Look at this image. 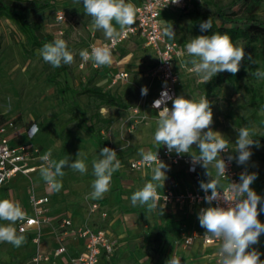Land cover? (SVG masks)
<instances>
[{"label":"rangeland","instance_id":"rangeland-1","mask_svg":"<svg viewBox=\"0 0 264 264\" xmlns=\"http://www.w3.org/2000/svg\"><path fill=\"white\" fill-rule=\"evenodd\" d=\"M50 1L53 7L38 16L43 31L51 34L54 40L64 39L68 50L74 55L73 63L67 65L68 72L61 75L58 80L62 83L66 81L73 89L80 91L83 86L89 84L94 75L91 85L99 86L112 95L119 96L124 106L123 108L104 107L99 110V101L90 99L87 95L77 97H73L70 93L66 96L60 95L59 87L47 81L49 71L38 51L33 56H27L23 50L25 41L16 27L7 20L1 22L0 123L12 122L16 129L29 127L33 123L40 124L43 129L40 149L44 152L51 150V158L54 160L58 161L68 156L74 161L79 151L84 154L81 158L86 157L85 162L88 166L86 173L81 174L70 168L64 169L65 175L61 178L63 187L58 194L67 196L71 192L77 193L80 190L79 187L85 183L83 178L94 177L92 161L99 159V152L103 147L116 150L117 158L121 161V170L126 169L128 159L139 155L141 150L154 151L164 146L154 142L158 114L149 106L161 84L152 77L150 69L154 62L140 44L127 45L120 50L119 58L123 63L119 67L107 65L94 68L92 62L82 61L79 56L81 50L90 51L89 46L94 40H107L103 31L94 29L92 18L84 12L82 0L80 4L75 0ZM228 1L197 0L196 3L201 12L210 13L217 4ZM258 14L264 20V3ZM59 15L64 16V21H58ZM167 23L175 29V40L179 42L186 43L192 37H196V31L186 13L178 14L173 24ZM113 24L118 28L115 21ZM188 67L193 68V65L190 64ZM122 70H125L127 77L118 79L116 73ZM185 76L179 95L197 101L201 96L206 95L213 112L211 128L230 141V148H235L236 129L242 126H249L254 129L256 135L264 136V107L261 110L252 107L250 95L244 89L240 90L236 85L225 83L208 92L195 72L187 73ZM262 82L264 79L257 78L255 84L258 86ZM241 84L248 85L247 79L242 80ZM142 87H147V95H141ZM259 95L264 97L263 85H260ZM102 119L109 120V123H103ZM260 144L259 149H252L253 155L249 163L241 167L242 171L247 167L249 172L257 173L258 178L254 181V188L258 195L264 197V149L262 143ZM230 154L237 155L231 149ZM91 182L85 184L87 207L88 201L91 200ZM112 182L108 194L113 191ZM26 183L28 185L24 188L16 184L1 189L0 200L23 201L26 191L28 194L31 188L40 189L46 184L40 174L29 177ZM53 194L56 195L57 192L54 191ZM145 216L147 218L144 220L143 234L146 236L144 246L146 254L152 264H165V247L168 241L162 236V219L155 217L154 214ZM258 219L264 223V213H261ZM8 223L0 220V225ZM251 247L262 253L260 259L264 260V234H261L259 243ZM31 252L26 254L24 244L17 248L6 242L0 243V264H31ZM123 255L121 253L113 264H119V261L124 259ZM124 260L122 264H136L135 259ZM183 262L184 264H217L211 257L202 253L191 260L184 259Z\"/></svg>","mask_w":264,"mask_h":264},{"label":"clouds","instance_id":"clouds-1","mask_svg":"<svg viewBox=\"0 0 264 264\" xmlns=\"http://www.w3.org/2000/svg\"><path fill=\"white\" fill-rule=\"evenodd\" d=\"M75 2L80 4L81 0ZM179 2L180 0H169L172 4ZM82 3L84 12L92 18L94 29L102 30L107 40L115 42L124 32L131 30L136 22L135 7L126 0H82ZM113 21L118 28L114 26ZM212 27L210 17L201 22L200 31L206 32ZM162 34L169 40L176 38L171 24L163 26ZM184 46L188 57L191 58L189 62L193 65L191 71L196 73L203 84L219 73L228 72L235 75L245 59L244 46L234 44L228 34L219 32L192 37ZM37 51L43 61L53 68L70 65L74 61V55L68 50L64 39L57 38L46 42ZM79 56L82 61H91L94 66H107L112 63V50L107 45L92 46L90 52L83 49ZM248 59L255 62L251 55ZM253 75L264 79V71L259 69ZM147 92V87H142L141 95H147ZM169 101L171 108L168 107ZM152 107L159 110L153 137L155 144L166 146L169 153L189 155L192 165L190 171L194 172L196 166H200L210 178L207 182H199L200 189L205 193L202 199L209 206L199 210L198 220L200 226L205 229L206 238L220 241L218 264H264V260L260 259L262 253L251 247L258 244L261 234H264V223L258 219L259 215L264 213V197L258 195L251 187L258 178L257 173L249 172L245 167L239 175V182H230L227 187L221 182V178L227 177L228 165L233 160L238 165L246 166L253 155L252 149L261 147L259 139H255L257 136L254 129L249 126L236 129L235 148H230V141L211 128L213 112L206 95L197 101L183 95L174 97L165 88ZM38 131L39 127L34 124L30 135ZM194 145L198 151L193 149ZM230 149L237 155L230 154ZM221 153L229 154L225 159ZM139 155L142 164L151 168L152 176L150 181L131 195V204L133 207H146L149 211L160 210L162 215L165 205L161 201L167 198L158 190L164 186L169 166L158 159L157 151L141 150ZM83 156L79 151L74 161L68 156L57 161L51 158L52 152L48 150L39 157L42 161L39 167L40 177L51 190L59 192L63 187L61 178L65 175V168L81 174L88 171L86 157L81 158ZM121 166L115 149L103 147L100 150L99 159L92 161L94 179L91 182V199L103 198L109 191L113 174ZM210 167L215 169V175ZM222 204L224 206H221ZM26 218V213L19 203L8 199L0 200V220L9 222L0 225V243L6 242L17 248L22 246L26 237L18 235L13 225ZM165 264H181V260L172 254Z\"/></svg>","mask_w":264,"mask_h":264},{"label":"crops","instance_id":"crops-1","mask_svg":"<svg viewBox=\"0 0 264 264\" xmlns=\"http://www.w3.org/2000/svg\"><path fill=\"white\" fill-rule=\"evenodd\" d=\"M134 4L136 8L140 5L142 0H127ZM165 19L166 21L169 20L170 23H174V18L178 17V14L183 13H171L165 12ZM175 31V29H174ZM176 33V31H175ZM177 41V40H176ZM179 44L182 46L185 45L183 41H178ZM140 44L144 47L141 41L137 38H132L124 42L121 46H119L117 53L112 57V63L110 66L119 67L122 65L123 61H120L119 52L123 49L124 46L127 45H136ZM147 53L151 56L154 65L152 69H150V73L154 70L157 65V58L154 52L150 49L144 47ZM191 58H188L183 61V63L188 67L191 63H187L190 61ZM180 67V68H179ZM177 70L179 75L181 76L182 80L177 86V93L179 96V92L181 86L183 85L184 78L186 77L184 70L181 69L179 63H177ZM125 70L118 71L116 76L121 73H125ZM184 74H183V72ZM92 77L95 78L93 75ZM118 78V77H117ZM119 79V78H118ZM186 79V78H185ZM157 83V82H156ZM99 87V86H97ZM150 106V103H149ZM151 109V108H150ZM152 110V109H151ZM154 111V110H152ZM156 112V111H154ZM157 113V112H156ZM36 124L40 131L37 133L34 140H30L27 136V130ZM29 127H21L17 128L12 138V144L14 145H32L40 149V138H42V126L38 123H33ZM36 140V142H35ZM164 147V146H163ZM163 147L154 150L161 151ZM194 150L198 151L195 147ZM40 151L43 153L42 149ZM148 151V149L146 150ZM46 153V152H44ZM140 155L132 157L128 159V163L131 160L140 158ZM169 166V170L166 173L167 178L164 181L163 188L159 189L161 195H164L166 192H171L173 194H180L185 193L187 191L191 192H203L199 187L200 181L207 182L210 178L207 177L204 173L205 170L198 167L199 171V180H195L188 172L187 167L180 163L178 165L172 164L170 162H164ZM242 165H238V169L242 172ZM213 175H215V169L210 167ZM39 171L31 174V176L39 175ZM30 176V177H31ZM152 170L151 168L146 169L144 171H132L129 169L128 164L126 169H119L116 173L113 174V182H112V192L109 194L106 193L102 199L99 200H89L88 207H87V182H90L94 179V177L87 176L83 178L85 181L79 188L80 190L77 193H70L65 195L53 194V190H51L50 186L45 184L43 188L36 189L37 195L47 196L50 199V216L53 218L51 225L45 226L42 230L41 242L39 246L35 244L34 234H25L26 242L25 250L26 254L30 251V257L32 260L37 253V250L42 254L49 255V261H42L39 264H70L72 258H76L81 255L85 248H84V241L77 239L72 240L69 239L68 241V252L59 257L54 258L53 252L59 247L57 235L59 233V224L60 221L63 219H69L72 221V228L78 229L81 227L88 226L95 230H104L108 234L109 238L115 242H117V251L112 258V260L108 261L106 258H102L100 264H113L114 260L118 258L121 253H123V257L126 260L135 259L136 264H152L149 257L146 254L145 250V242L146 236L144 233V220L147 218L145 215L151 216L154 214L155 217H159L162 219V236L167 239V246L165 247L166 257L167 260L172 253L177 251L178 257L181 260V264H184V259H190L197 254H204L212 258V260L216 263L214 254L217 252V248L215 247H205L201 240H195L194 243L187 247V248H178L177 243L181 239V234L184 233L190 235L193 232H205V229L202 228L199 224L198 220V213L199 210L203 207H208L209 205H179L175 203L167 204L163 209V214H160V210L149 211L146 207H141L139 205L133 207L131 204V195L136 191L142 188L143 183L151 180ZM29 177L18 175L17 177L13 178L10 182H8L5 186L0 187V190L7 187V186H14L16 184H20L22 188L27 186ZM223 184V182H222ZM67 185L69 186L68 182ZM255 190V189H254ZM31 191V189H30ZM256 191V190H255ZM25 192V199L23 201L18 200L22 207V209L26 213H30V206H29V194ZM13 201V200H12ZM15 202V201H13ZM96 203L99 205V209L95 213L90 212V205ZM162 203V202H161ZM163 204V203H162ZM167 216L171 217V221H174L179 224L178 230L176 232H166L164 233V228L166 224L169 223ZM14 227V225H13ZM146 227V226H145ZM19 235V234H18ZM144 247V248H143ZM27 257V256H25ZM124 259L119 261V264L125 262ZM30 260V263H32Z\"/></svg>","mask_w":264,"mask_h":264},{"label":"built area","instance_id":"built-area-1","mask_svg":"<svg viewBox=\"0 0 264 264\" xmlns=\"http://www.w3.org/2000/svg\"><path fill=\"white\" fill-rule=\"evenodd\" d=\"M196 2L197 0H180L178 4H172L169 3V0H142L140 5L135 8L136 22L131 30L124 32L115 42L110 40H94L89 46L91 51L92 46L107 45L111 48L113 57L117 53L119 46L124 42L131 40L132 38H137L145 48L152 50L156 55L157 65L151 75L158 80L161 86L157 89L156 94L150 101V108L156 111L157 114L159 110L153 108L152 105L156 99L160 98V94L165 88L169 91L170 95H173L174 97L178 96L177 86L182 78L177 71V63L180 64L181 69L184 70L185 73H193V71H191L192 68L187 67L183 63L184 60L190 58L186 53L185 46H182L176 40H169L162 34L163 26L168 24L164 13H187L192 10L194 3ZM58 21H64V16L59 15ZM94 68H98V66H94ZM117 77L119 79H124L127 77V74L121 73ZM168 107H172L171 101L168 102ZM32 126L26 132L30 140H34L39 132L30 135ZM16 130L17 129L12 122L0 123V187L5 186L18 175L30 177L31 174L39 171V167L42 163L39 157L43 155V153L39 148L32 145L12 144L11 141ZM157 153L158 159L162 162H170L175 165L180 163L184 164L187 167V172L195 180H199V166H196V171H190L192 165L189 155L185 154L181 156L177 155L175 152L169 153L166 146ZM228 154L229 153H221L222 157L225 159ZM154 166L155 165H153V167ZM128 167L132 171L139 172L150 168L142 164L141 157L131 160L128 163ZM240 173L238 164L233 160L227 168L226 175L228 178H221V182H223L225 187H227L230 182H239ZM204 195V192L196 191H187L180 194L166 192L162 196L167 199L162 200L161 202L165 206L170 203L191 206L202 204L207 205L202 199ZM28 200L30 213H26L22 209L26 213L27 218L23 221H17L14 227L17 234H34L36 236L34 242L39 246L43 228L51 225L53 220L50 216V199L47 196H38L36 190L31 188ZM213 206H215V202ZM221 206L224 205L222 204ZM98 209V204L93 203L90 205L91 213H95ZM29 220L31 222H29ZM57 239L59 247L53 252L54 258H59L68 252L69 239H80L84 241V252L76 258H72L70 264H100L103 257L110 261L114 257L118 245L117 242L109 238L104 230H95L88 226L73 229L72 221L69 219H63L60 221ZM195 240H201L205 247L217 248L214 258L218 264V249L220 241L206 238L205 232H193L188 235L183 231L181 239L177 243V247L185 249L191 246ZM172 254L178 257L177 251ZM49 260L50 256L42 254L38 249L32 263L39 264L42 261Z\"/></svg>","mask_w":264,"mask_h":264},{"label":"trees","instance_id":"trees-1","mask_svg":"<svg viewBox=\"0 0 264 264\" xmlns=\"http://www.w3.org/2000/svg\"><path fill=\"white\" fill-rule=\"evenodd\" d=\"M263 3L264 0H229L227 3L217 4L210 13L201 12L198 4L195 3L194 8L186 13L196 31V36L212 35L215 32L228 34L234 44L244 46L245 50V59L242 60L238 73L235 75L228 72L219 73L211 81L205 83L204 87L210 92L225 83L236 85L238 89H244L250 95V105L256 110H261L264 107V97L259 95L260 85L264 87V82L256 86L257 77L253 75L257 69L264 71V20L258 14ZM52 7L50 0H0V25L3 20L11 22L25 41L23 45L24 53L27 56H33L44 43L54 40L51 34L43 31L38 19L39 15H43L45 11ZM210 17L213 24L212 29L201 32V22L208 20ZM249 55L252 56L254 63L249 61ZM46 69L49 71L47 81L59 87L58 92L62 96H66L68 93L73 97L87 95L88 98L99 101V110L104 107H124L119 96L112 95L109 91H105L100 87L92 86L91 81L94 77H91L87 86H83V89L78 91L73 89L66 81L62 83L58 80L61 75L68 72L67 65L53 68L46 63ZM244 79H247L248 85L241 84ZM102 122L107 124L109 120L102 119ZM256 136L255 139H259L264 149V136ZM251 187L256 189L254 183ZM167 219L169 223L166 224L164 233L176 232L179 224L171 221L169 216H167Z\"/></svg>","mask_w":264,"mask_h":264}]
</instances>
